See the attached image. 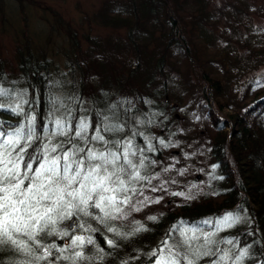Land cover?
<instances>
[{"label": "trees", "instance_id": "trees-1", "mask_svg": "<svg viewBox=\"0 0 264 264\" xmlns=\"http://www.w3.org/2000/svg\"><path fill=\"white\" fill-rule=\"evenodd\" d=\"M262 11L250 0L217 7L211 0H102L91 18L112 29L88 35L86 46L72 37L79 76L61 79L59 97L45 53L29 46L14 57L0 52V131L27 132L34 118L33 139L20 145L33 169L47 154L44 138L55 120L73 132L85 116L89 137L103 123L117 127L103 133L108 147L124 143L132 126L143 130L128 141L143 179L122 176L132 189L119 197H129L122 211L101 219L88 208L92 231L79 230L76 212L74 232L70 217L58 220L57 233L44 238L56 247L38 264H148L158 235L183 226L217 234L213 245L205 242L212 254L197 264H211L225 239L245 250L241 264H264V23L252 14ZM104 147L95 141L94 149ZM224 213L242 217L219 234ZM65 231L69 244L80 234L93 243L65 251ZM77 251L85 259H57Z\"/></svg>", "mask_w": 264, "mask_h": 264}, {"label": "snow or ice", "instance_id": "snow-or-ice-1", "mask_svg": "<svg viewBox=\"0 0 264 264\" xmlns=\"http://www.w3.org/2000/svg\"><path fill=\"white\" fill-rule=\"evenodd\" d=\"M4 93L0 90V95ZM4 105L0 104V107ZM16 111V109H13ZM34 121V118H32ZM29 121L27 132L24 127H18L13 132L0 131V245H10L21 255L32 257L25 264L33 261L47 260L52 255L55 244L45 246L43 240L57 233L55 225L58 220L71 217L73 210L88 215V208L99 209L103 218H112L113 213H120L119 205L129 202V197L119 199L122 193L132 191L126 185L122 176L130 179H143L137 165L129 158L134 156L131 143L125 147L122 141H109L101 135V131H116L117 127L108 125L97 127L91 137L86 135L89 125L81 119L76 126L73 136L83 141L84 146L73 143L72 137L67 140L68 147L61 142L50 149V153L37 157L43 160L39 167L33 169L30 162L33 158L25 160L24 148L21 141H30L35 135V128ZM56 133L67 135L65 125L61 120H55ZM47 131V129L45 130ZM91 141L102 142L103 151H94L87 145ZM115 149V150H114ZM122 161V163H121ZM143 160L140 166H143ZM27 182V183H26ZM155 220V217H149ZM239 219L228 214L219 222L222 226H229ZM205 223H208L205 221ZM142 229L137 228L136 231ZM113 231V229H109ZM68 236V232L59 233ZM187 237V233L184 234ZM192 236L182 239L172 249H160L168 255L157 256L152 264H197L203 256L211 255L203 245L194 246ZM211 243L209 238H205ZM85 243L92 244L91 238L85 240L84 236L76 235L71 239L70 247L79 248ZM111 245L112 241L109 240ZM204 249V250H202ZM62 251V250H61ZM34 253H42L34 255ZM227 257L221 256L223 261ZM57 259H85L82 252H75L72 257H57Z\"/></svg>", "mask_w": 264, "mask_h": 264}, {"label": "rangeland", "instance_id": "rangeland-1", "mask_svg": "<svg viewBox=\"0 0 264 264\" xmlns=\"http://www.w3.org/2000/svg\"><path fill=\"white\" fill-rule=\"evenodd\" d=\"M101 1L102 0H0L1 54L14 57L18 46H29L31 50L35 52L45 53L51 63V69L55 78L54 83L57 89L56 95L59 97L60 92L62 91L58 86L59 82H61V79L65 82H69L72 78L79 76L78 68L73 64L75 50L72 37L75 36L79 38L82 46H86V38L88 35L94 33L104 35L112 29L108 26L96 23L94 19L91 18V15L96 10ZM228 1L232 0H211V5L213 7L222 6L224 2ZM250 1L254 4V6H259V9H263V11L260 13H252L254 20L256 22L264 23V0ZM119 30L123 31V29ZM81 119L85 120L87 123L85 116H81ZM104 126L105 123H103V127ZM140 128L135 129L132 126L129 133L124 134L125 147L128 145L129 138L131 139L132 134ZM65 131L67 132V135L55 134V125L54 128L46 134L44 139L45 150L47 154L53 155L54 153H50L51 147L59 144L60 140L63 139H66V141H64V143H66L65 147H68L67 140L69 137L73 136V132L75 130L70 132L65 128ZM139 132L143 134V130L140 129ZM103 133L104 131L102 130L101 135H104ZM94 134L95 132L93 135ZM90 143L87 146L96 151L97 149H94L95 141ZM76 144L78 146L84 145L83 141L81 140L77 141ZM136 163L137 161L134 162V164ZM73 212H76L79 215L80 231L93 230L94 222L89 219L88 215H84L83 213L77 212L75 210H73ZM116 214L117 213H113V215ZM228 214L231 213H224L219 219L218 223L223 219L224 216ZM236 217L240 219L242 215L239 214L236 215ZM232 225L233 223L230 222L229 226H220L219 234L224 229L231 227ZM76 230L77 229L75 225L73 232ZM117 231H122V228L120 230L116 229L115 233ZM185 233H187V237H192L193 235L198 237L192 241L196 247H200L201 245L205 247V245H207L205 243L206 237L212 240L210 237L217 236V234L214 233H206V230L195 232L194 228L191 226H183L178 229H171L165 233L163 232L162 234H159L155 240L157 245H155L153 248H150L146 254L147 256L151 257L148 264H152V262L157 258L151 255L153 252H156L157 256L168 255L167 251H159L160 249L166 247L164 243L165 241L167 242V248L174 251L175 249L173 246L177 245L182 239L187 238L184 236ZM129 234L130 229L125 228V235ZM80 235L83 236V234ZM64 238L67 239L65 236H63L62 241ZM44 240L43 244L47 246ZM66 244L68 246H60V248H64L65 251L71 250L68 249L71 243L69 244L66 242ZM213 244L214 242H211V245ZM80 248L81 247L78 249ZM244 252L245 250L240 252L236 251L234 247L229 245V240L225 239L222 249L217 255L218 257L216 256L215 260L211 264H241L240 258ZM41 254L42 253H34V255ZM221 256H225L227 258L221 261ZM31 259L32 257L21 255L10 245H0V264H25L26 261ZM128 259L129 256L125 254L124 260L127 261ZM41 261L42 260L38 262L33 261V264H38Z\"/></svg>", "mask_w": 264, "mask_h": 264}, {"label": "water", "instance_id": "water-1", "mask_svg": "<svg viewBox=\"0 0 264 264\" xmlns=\"http://www.w3.org/2000/svg\"><path fill=\"white\" fill-rule=\"evenodd\" d=\"M76 225V219L74 216H72L71 218L68 219L67 221V228L69 230H73L75 228ZM65 241H67V239H65Z\"/></svg>", "mask_w": 264, "mask_h": 264}]
</instances>
